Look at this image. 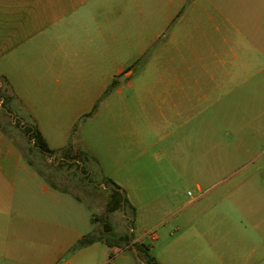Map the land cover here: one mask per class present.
I'll return each instance as SVG.
<instances>
[{"label": "crops", "instance_id": "1", "mask_svg": "<svg viewBox=\"0 0 264 264\" xmlns=\"http://www.w3.org/2000/svg\"><path fill=\"white\" fill-rule=\"evenodd\" d=\"M253 28L264 31V0H0V77L16 97L13 109L50 148L87 150L120 186L135 209L132 243L149 239L157 262L264 264L262 187L233 190L239 216H220L215 205L181 220L178 187L156 194L145 180L158 156L166 163L159 171L168 165L182 175L187 113L202 111V73L214 82L220 48L234 49L236 33ZM77 202L0 127V264H77L93 255L102 242L72 249L86 234Z\"/></svg>", "mask_w": 264, "mask_h": 264}, {"label": "rangeland", "instance_id": "2", "mask_svg": "<svg viewBox=\"0 0 264 264\" xmlns=\"http://www.w3.org/2000/svg\"><path fill=\"white\" fill-rule=\"evenodd\" d=\"M236 40L239 43L234 49L220 48L221 62L213 68L214 82L202 73V111L187 113L188 157L182 161V175L177 176L168 165L164 173L159 171L160 163L166 164L162 156L152 158L149 163L145 180L150 187H159V190L153 189L156 194L162 192L160 187H178L176 199L184 207L179 215L181 220L205 216L215 205L221 208L220 216H239L229 205L236 199L233 190L239 187L241 190L262 187L261 198L264 199V31L253 28L237 32ZM6 120L0 113V122L6 124ZM37 156L34 160L37 167L44 158L49 163L57 162L54 157H41L40 152ZM98 173L102 174L99 170ZM197 183L201 190L196 189ZM75 187L72 188L77 191ZM96 194L99 195L97 202L91 200L89 205L84 201L77 202L83 213L85 233L101 231L103 227L101 219L106 215L108 196ZM81 196L85 197L83 192ZM106 216L114 231L127 230L128 223L122 210ZM242 216L245 219V214ZM144 242L148 245L149 239ZM118 248L121 250L112 252L106 244L98 243L93 255L80 259L77 264H138L131 254V246L126 251ZM67 257L65 255L63 260ZM28 264L35 263L28 261Z\"/></svg>", "mask_w": 264, "mask_h": 264}, {"label": "trees", "instance_id": "3", "mask_svg": "<svg viewBox=\"0 0 264 264\" xmlns=\"http://www.w3.org/2000/svg\"><path fill=\"white\" fill-rule=\"evenodd\" d=\"M144 58L145 56L141 57L135 64L142 63ZM116 84V81L110 83L107 89L101 94L98 101L108 96ZM0 101L3 108L13 113L15 116H18V119L13 124L12 120L9 119L10 117L5 114L4 110L1 108L0 113L7 119L6 124L0 122L1 129L6 135L13 137L15 144L20 148L27 163L37 170L38 174L52 187L62 192L69 193L78 201H84L88 205L91 200L97 202L99 195L96 194V192L99 194H106L108 196L105 202L106 215L123 209L126 217L130 216L127 230L122 233H117L114 231L110 224V220L105 215L101 219L103 226L102 230L97 232L94 230L84 234L75 243L72 249L76 250L83 248L95 242H102L109 247L116 245L123 249H131L130 246L132 244L136 248L138 256L145 264H160L155 257L151 255L148 246L145 244L132 243L134 239L133 228L135 209L126 197L125 192L120 190V186L113 179L108 176H101V174L98 173L99 167L95 157L87 150L73 146L71 142H68L61 149L50 148L36 123L24 115L21 109L16 110L11 106L13 102H16V97L4 77H0ZM96 109L97 103L91 111L83 116H91ZM20 119L25 121L24 128L20 125ZM5 125H8L9 129L5 128ZM31 141H33L34 145H32ZM37 152H40L41 157H54L57 162L49 163L44 158L41 162V166L37 167L34 161L38 159ZM100 184H104L105 187H100ZM72 187H75L77 191ZM82 192L85 197L81 196ZM96 220L98 221L99 218H96ZM110 235L113 237L109 238ZM117 242H119L120 245ZM131 254L134 255L133 252H131ZM138 264L141 263L138 262Z\"/></svg>", "mask_w": 264, "mask_h": 264}, {"label": "water", "instance_id": "4", "mask_svg": "<svg viewBox=\"0 0 264 264\" xmlns=\"http://www.w3.org/2000/svg\"><path fill=\"white\" fill-rule=\"evenodd\" d=\"M1 108L4 110V113L7 114V115L11 118L12 123H15L16 120H17V117L14 116L11 112L7 111L5 108H3V107L1 106V104H0V109H1ZM20 125H21L22 128L25 127V121H24L23 119H20ZM31 143H32V145H34V144H33V141H31ZM104 187H105V186H104ZM132 251H133V254H134L135 259H136L138 262H140L141 264H145L144 261L138 256V254H137V250H136V248H135L133 245H132Z\"/></svg>", "mask_w": 264, "mask_h": 264}]
</instances>
